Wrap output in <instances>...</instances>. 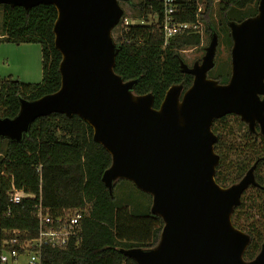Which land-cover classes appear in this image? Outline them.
<instances>
[{
    "label": "water",
    "instance_id": "1",
    "mask_svg": "<svg viewBox=\"0 0 264 264\" xmlns=\"http://www.w3.org/2000/svg\"><path fill=\"white\" fill-rule=\"evenodd\" d=\"M121 0H0L26 11L53 5V32L60 51L61 87L37 100L21 98L14 118L0 117V138L21 142L39 117L78 115L93 129V139L112 157L102 181L113 195L118 180H129L152 197L151 212L164 226L150 249L121 252L138 264H264V243L245 259L250 234L233 223L244 193L258 187L256 161L242 179L228 187L216 180L220 156L213 123L238 115L264 135V0L258 12L228 26L233 41L227 83L208 77L215 66L219 35L213 32L201 61L183 73L192 85L174 84L159 108L152 93L134 92L137 80L116 73L119 46L113 30L124 15ZM127 1V0H122Z\"/></svg>",
    "mask_w": 264,
    "mask_h": 264
},
{
    "label": "trees",
    "instance_id": "2",
    "mask_svg": "<svg viewBox=\"0 0 264 264\" xmlns=\"http://www.w3.org/2000/svg\"><path fill=\"white\" fill-rule=\"evenodd\" d=\"M215 1H203L205 10L202 19L207 24L206 33L209 37L215 31L220 38V28L211 19ZM198 2L176 0L177 21L195 22ZM258 4L259 0H218L221 28L226 33L227 40H230V47L233 41L228 23L240 22L256 15ZM250 6L255 8L254 11L242 15V10ZM134 7L143 21H147L151 15L161 17L164 11V5L160 1L141 0ZM56 19L57 9L53 5L41 4L29 11L18 5H4L3 40L16 44H40L43 77L39 83L0 79V117L14 118L20 111L21 98L37 100L61 87L62 55L55 47L53 32ZM114 39L119 46L116 73L125 81L137 80L134 88L136 94L152 93L155 108L160 107L172 85L182 83L184 90L192 85L193 76L183 73L181 69V50L200 46L201 34H176L165 44L158 24L134 23L122 27L120 35ZM229 78L230 72L227 77L219 75L213 79L226 83ZM230 117L235 119L238 128H245L238 116L226 115L214 121L213 131L218 136L215 151L220 156L216 180L221 186L228 187L240 181L258 161L255 175L259 186L250 189L262 199L264 217V138L258 132H251L246 128L241 135L235 137L232 131L227 130L228 125L220 126L221 122ZM226 147L238 158L232 162V169H235L232 174H229L232 172L231 167H227L226 173L230 176L220 170L227 159ZM111 162V154L94 141L92 127L78 115L68 117L61 113H51L39 117L31 124L21 142L0 138V241L11 237L13 230L22 232L21 240L38 236L35 204L41 198L43 205L53 216H59L65 210L87 209L78 239H73L62 248L44 246L42 264H138L121 250L155 247L160 240L164 222L160 216L152 214L151 196L148 212L143 214H134L128 206L116 204L114 189L111 195L102 181L103 173ZM13 186L34 194L35 198H24L14 204L10 200ZM247 192L248 190L235 209L233 223L250 234L251 243L245 252V259L252 260L264 243V233L259 230L258 224L253 223L250 228H246L238 218L242 213L248 215L247 218L253 215L251 212L244 214L247 211L244 199ZM252 199L255 200L253 197ZM9 208L11 214L6 215Z\"/></svg>",
    "mask_w": 264,
    "mask_h": 264
},
{
    "label": "rangeland",
    "instance_id": "3",
    "mask_svg": "<svg viewBox=\"0 0 264 264\" xmlns=\"http://www.w3.org/2000/svg\"><path fill=\"white\" fill-rule=\"evenodd\" d=\"M141 0H127L120 1L122 8L124 9L123 19H128L129 22L135 24H152L154 23V18L149 16L147 21L143 22L141 20L142 16L139 14V11L134 7L135 4L140 2ZM199 6H201L202 11L205 10L204 0H198ZM254 7L250 6L244 10H242V15H248L250 12L254 11ZM3 12L4 5H0V79H13L18 80L23 83H39L42 80V49L41 45L37 43H11L3 40ZM211 19L215 26L219 29L220 38L219 45L215 56V66L208 72L209 78H217L219 75L222 77H227L231 68V47L230 40L225 37L226 33L221 28V19L218 14V0H216L212 5L211 11ZM121 20V21H122ZM123 22V21H122ZM207 24L204 21V25L201 29V37L202 42L200 46L195 47H186L181 50V56L183 60L189 65L192 66L195 61L201 60L205 54V48L208 46L210 42V37L206 33ZM121 22H119L118 26L113 30V38H117L121 32ZM228 125L227 130L232 131L233 134L237 136L241 135L242 130L245 128H238L235 124V119L230 117L224 122H221L220 126ZM230 125V126H229ZM244 132V131H243ZM238 141V140H237ZM227 150V159L221 171L226 173L227 167H231V171L229 174H232L234 170L232 163L234 160H237L235 153L230 151V148H224ZM218 167V166H217ZM228 173L226 175L230 176ZM251 188V187H250ZM248 189L246 196L244 197L246 201V212L253 214L250 218H247L248 215L240 214L238 217L240 222L244 227L250 228V225L255 223L258 224L259 230L264 233V228H262V224H264V217L262 215V207L261 200L258 193H256L253 189ZM114 193L116 197V204L118 206L124 205L128 206L130 211L134 214H143L148 212L149 207H145L144 198L148 197L150 199V195L139 190L135 184L129 180H118L116 185L114 186ZM252 197L255 199L253 201ZM1 253V251H0ZM30 254L28 252L19 256L17 263L18 264H27L29 260Z\"/></svg>",
    "mask_w": 264,
    "mask_h": 264
},
{
    "label": "built area",
    "instance_id": "4",
    "mask_svg": "<svg viewBox=\"0 0 264 264\" xmlns=\"http://www.w3.org/2000/svg\"><path fill=\"white\" fill-rule=\"evenodd\" d=\"M150 1H160L164 5L161 17L158 15L151 16L162 31L165 44L176 34H201V29L204 25V20L202 19L204 11H202L201 6H198L197 20L195 22H179L176 19L178 14L176 0ZM122 21H120L122 27L134 24L129 22L128 19H123ZM40 170L41 167H39ZM24 198H35V195L26 193L13 186L10 191L11 202L17 204ZM10 214L11 208L6 212V215ZM86 214L87 209H70L65 210L59 216H53L49 209L43 205L40 198L39 202L35 204V217L39 227L38 236L32 239L21 240L20 235L22 232L20 230H13L11 237L0 241V264H18L17 260L19 256L26 252L30 254L27 264H42L41 255L44 246L62 248L67 246L73 239H78L81 232L82 219Z\"/></svg>",
    "mask_w": 264,
    "mask_h": 264
},
{
    "label": "flooded vegetation",
    "instance_id": "5",
    "mask_svg": "<svg viewBox=\"0 0 264 264\" xmlns=\"http://www.w3.org/2000/svg\"><path fill=\"white\" fill-rule=\"evenodd\" d=\"M232 48V47H231ZM230 56H231V52H230ZM197 61H201V60H197ZM230 76H231V68H230ZM230 79V78H229ZM216 80V79H215ZM229 81V80H228ZM227 83V82H226ZM224 84V83H223ZM264 96H262L263 98ZM231 116H238V115H235V114H229ZM239 117V116H238ZM239 119L241 120V118L239 117ZM242 121V120H241ZM243 122V121H242ZM244 125H245V128L251 132H258L259 134H261V136L264 138V135L261 133V127H260V124L259 123H256L255 126H254V129L251 130L250 129V126L248 123L246 122H243Z\"/></svg>",
    "mask_w": 264,
    "mask_h": 264
},
{
    "label": "crops",
    "instance_id": "6",
    "mask_svg": "<svg viewBox=\"0 0 264 264\" xmlns=\"http://www.w3.org/2000/svg\"><path fill=\"white\" fill-rule=\"evenodd\" d=\"M143 201H144L145 207H148L150 199H148V197H145Z\"/></svg>",
    "mask_w": 264,
    "mask_h": 264
},
{
    "label": "bare ground",
    "instance_id": "7",
    "mask_svg": "<svg viewBox=\"0 0 264 264\" xmlns=\"http://www.w3.org/2000/svg\"><path fill=\"white\" fill-rule=\"evenodd\" d=\"M142 20V19H141Z\"/></svg>",
    "mask_w": 264,
    "mask_h": 264
}]
</instances>
